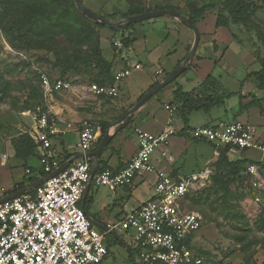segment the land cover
Segmentation results:
<instances>
[{"label": "built area", "instance_id": "1", "mask_svg": "<svg viewBox=\"0 0 264 264\" xmlns=\"http://www.w3.org/2000/svg\"><path fill=\"white\" fill-rule=\"evenodd\" d=\"M257 7L264 0H245ZM116 51L123 46L113 42ZM136 64L131 69H139ZM40 104L24 115L30 118L25 134L35 145L38 167L26 169L27 182L41 180L61 168L63 161L52 143L58 136L76 131V148L85 155L94 149L101 129L88 121L70 123L62 120L50 107L55 94L70 92L73 84L49 77L37 66ZM159 72L156 71L155 75ZM130 74L129 69L117 72L111 85L89 83L80 90L95 97L115 98L118 84ZM165 109L174 113L175 106ZM177 132L172 127L152 134L136 131L137 150L119 170L108 168L92 176V165L86 158L73 161L56 176L34 189L0 205V264H114L107 263L108 241L117 233H131L132 245L139 264H203V257L192 248L199 240L201 215L188 208L189 199L210 181L212 170L205 167L197 173L182 177L156 171L151 163L153 153L169 143ZM193 139L205 141L215 149L255 150L262 160L245 165L241 172L248 179L247 196L252 205L264 207V140L258 139L252 125L234 120L215 126L195 128L188 133ZM7 143L0 137V165L10 160ZM155 174L152 197L136 209L128 211L121 220L97 231L81 202L88 183L110 191L133 187L137 177ZM260 212V211H259Z\"/></svg>", "mask_w": 264, "mask_h": 264}, {"label": "crops", "instance_id": "2", "mask_svg": "<svg viewBox=\"0 0 264 264\" xmlns=\"http://www.w3.org/2000/svg\"><path fill=\"white\" fill-rule=\"evenodd\" d=\"M81 1L94 14L100 17L115 16L117 21L121 20L119 17L127 13L130 8L142 9L144 12L174 11L173 9L177 6L176 0H160L157 3H152L151 0ZM197 1L201 5L202 0ZM206 1V4L215 3L194 24L200 39L193 59L187 65L185 72L173 84L159 91L160 93L158 92L136 111L122 130L114 133L119 126L110 128L113 137L99 158L106 168L119 170L134 155L137 150V130L156 134L170 126L177 132L167 145L157 149L151 157V163L156 171L167 173L172 177L197 173L207 167V163L214 162L216 159L214 155L219 152V149H215L205 141L195 140L188 134L195 128L240 120L252 125L258 139L264 140V88H260L255 78L251 76L260 70V64H256V60L247 49L243 50L240 47V43L235 38V26L226 17L227 26H216L219 11L223 10L218 0ZM164 17L166 19L161 21L152 19L134 25L131 29L118 34L112 33L107 28L99 29L100 43L104 39L107 45V53H104L100 45L101 54L107 62L111 63L113 77L121 70H130V74L118 84V94H125L116 106L122 112L120 117L136 103L139 96L163 81L181 64L191 49L194 41L193 32L179 20L170 16ZM184 17L189 18V15ZM121 37L130 40V44L128 46L122 44L123 48L116 51L113 42L121 41ZM233 49H235L234 54ZM236 52L239 56L245 55L246 61L242 63L245 66V75L240 80L234 79L236 62L232 60L231 66L225 65L230 54L235 55ZM136 64L140 65V68L131 69ZM156 71L159 72L157 75H155ZM208 77H211L212 81L206 83ZM127 79H130V82L125 87L124 82ZM237 85L238 88L235 90ZM81 86L77 88L73 85L72 91L55 94L50 101L53 112L65 122L78 123L85 119L94 120L98 109L102 110L100 106L96 109L89 107L86 101H77L75 106L73 102L66 106L59 104L60 99L65 95L73 98L90 97L91 95L80 90ZM125 88L128 91L126 93H124ZM177 89L188 94L192 99L202 100L208 96L226 97L221 104L206 111L193 103L186 104L181 111L180 104L173 98V93ZM166 105L175 106V112L170 114L165 109ZM81 108H85V111H79ZM183 115H185V121ZM70 136L75 137V143L69 147L67 141ZM76 142V131L52 139L53 146L63 161L62 165L71 158L81 155L76 148ZM94 150L95 148L88 153ZM67 156L70 157L66 159ZM226 157L229 162H243L244 167L248 163L262 160L255 150H229ZM33 159L37 161V157ZM86 159L90 161L94 170L95 160ZM32 167L37 168L38 165ZM261 174L264 177V170ZM155 181V174L143 175L135 179L133 187H121L110 191L105 187L97 186L91 180L84 194L82 208L93 227L99 232H104L109 225L121 220L126 212L148 201L152 197ZM27 185L29 184L25 186ZM134 250L131 233L114 234L108 241L106 262L118 264L117 259H122L126 264H139Z\"/></svg>", "mask_w": 264, "mask_h": 264}, {"label": "rangeland", "instance_id": "3", "mask_svg": "<svg viewBox=\"0 0 264 264\" xmlns=\"http://www.w3.org/2000/svg\"><path fill=\"white\" fill-rule=\"evenodd\" d=\"M159 1L151 0L152 3ZM1 2L6 3L5 0H0V137L7 143L11 157L4 166L0 165V198L16 189L20 181L26 183L25 170L30 165H38L32 158L24 160L17 156L15 146L19 137L29 129L30 118L24 113L27 109H32L37 101L33 66L45 70L54 78L60 74L59 69L54 65L55 58L52 52L41 47L24 48L18 43L17 45L22 47L18 48L11 44L18 38L16 34L11 33L9 24L13 20H21L25 17L31 0H14L8 3L9 9L6 12L3 11ZM206 2L202 0L200 5L197 0H176L177 6L173 10L188 16L191 14L190 9H198V5L203 6ZM47 12L52 13L50 8ZM233 12L236 13V10L227 7L225 10H220L219 14L221 13L235 26V38L240 43V47L243 50L247 49L256 60V64H259L264 59V6L246 12L244 20L235 18ZM163 19L166 18H156L155 21ZM48 20L52 26L48 29L51 43H40V45L66 49L65 54L72 53L75 43L70 41L68 33L60 31L52 18L49 17ZM65 25L71 27L68 23ZM29 37L34 38L33 35ZM100 45L104 53H107L104 39ZM83 50H86V47H83ZM237 53L230 54L225 65L231 66L234 60L236 62L234 79L240 80L245 75V66L242 63L246 61L245 55L239 56ZM65 77L77 88L88 84L90 80L77 71H69ZM129 80H125V87L129 84ZM237 88L238 85L234 89ZM126 92L128 91L125 88L124 93ZM124 96L125 94L119 93L114 99H105L91 96L73 98L65 95L60 99L59 104L66 106L73 102L75 106L77 101H86V105L94 109L102 107V110L98 109L94 115L96 117L94 120L85 119V121L99 128L106 124V132L111 134L110 128L122 114L116 106ZM79 111H85V108ZM68 140L69 147L75 143L74 136H70ZM218 153L214 155L216 157L214 162L207 163V167L213 173L210 181L200 192L192 195L188 205L189 209L198 212L203 219L201 229L197 233L199 240L196 242L201 250L209 254L206 259L204 258L203 264H264V207L260 206L258 209L252 205L247 196L248 185L243 181L242 173L235 177L229 175L230 170L217 162ZM217 175H222L224 179L214 184L212 178ZM117 262L126 264L122 259H117Z\"/></svg>", "mask_w": 264, "mask_h": 264}, {"label": "trees", "instance_id": "4", "mask_svg": "<svg viewBox=\"0 0 264 264\" xmlns=\"http://www.w3.org/2000/svg\"><path fill=\"white\" fill-rule=\"evenodd\" d=\"M14 0H5V4L1 2L3 7V11L6 12L8 10V3ZM217 1V0H216ZM220 6L225 10L227 7L232 8V10H236V13L233 12L235 18H239L244 20L245 13L249 10H255L259 8L255 5L245 2V0H218ZM215 2H210L205 4L199 9H190L191 14L189 15V19L195 24L198 19H200L204 12ZM51 9V14H48L47 9ZM222 10V9H221ZM174 12H176L174 10ZM140 13H144L142 9H133L130 8L127 13L122 14L119 18L124 19L133 15H137ZM178 13V12H177ZM52 18L56 26L60 31L67 32L70 36V41L75 43V48L72 49V53L65 54L64 51L66 49L58 48V47H44L41 44L51 43L49 39V32L52 26L49 24L48 18ZM110 22H115V16H101ZM68 23L71 25H65ZM42 25H47L45 28H42ZM134 25L126 26L122 29L110 30L114 34H118L121 31L129 30ZM216 26H227L226 18L220 13L217 16ZM105 28L103 26L92 23L91 21L84 18L75 8V5L72 0H49V2H45V0H31V3L28 5V9L26 15L21 20H13L9 24V29L11 33L16 34L17 38L12 46L22 48H45V50L53 53L55 58V66L59 69V76L55 79H63L69 81L65 76L69 71H77L82 73L84 76H87L90 80L89 83H96L98 85H111L113 84V75L111 73L112 65L107 62L101 54L100 51V40H99V29ZM33 35L34 38L29 37ZM121 43L124 46H128L130 44V40L121 37ZM21 44L18 46L17 44ZM25 45V46H24ZM81 47V48H80ZM83 47H86V50H83ZM260 70L258 72L253 73L251 76L255 78L260 88H264V59L260 62ZM49 77H51L45 70H42ZM35 78V85L37 91V101L35 102L32 109H27V111H31L34 107L40 104L41 101V93L38 87V74L35 71H32ZM54 78V77H51ZM212 81L211 77H208L206 83ZM71 82V81H70ZM88 83V84H89ZM173 84V83H172ZM170 86V85H169ZM168 87V86H167ZM165 87V88H167ZM164 88V89H165ZM162 89L161 91H163ZM160 91V92H161ZM159 92V93H160ZM229 96V95H227ZM142 97L139 96L136 102ZM224 97H214L208 96L202 100L200 99H192L188 94L183 93L180 89H177L173 93V98L177 103L181 106V111L184 110L186 104L193 103L197 105L198 108L203 110H208L215 105L221 104ZM186 114V113H185ZM183 119L185 121V115H183ZM106 124L101 126V136L97 140L94 148L98 146V143L101 137L106 133ZM17 156L26 160L37 157L35 152V145L32 140L28 137L27 134H23L19 137L16 143ZM229 151L228 147L219 149L218 163L226 166L228 170H230L231 176L235 177L237 174L243 171L244 164L243 162H229L226 154ZM70 156H67L68 159ZM90 162V161H89ZM218 164V165H219ZM30 169H34V167L29 166ZM105 165L99 160L97 164V171L105 169ZM243 181L246 182L248 179L245 176H241ZM224 177L222 175H217L212 178L213 183L217 184L219 180H223ZM38 181L35 178L29 179L28 183L32 184ZM25 183L22 181L17 184L16 189L12 190V192L8 193L10 195L23 187H25ZM30 194L34 193V190L29 192ZM192 248L196 250L203 259L209 256L208 253L201 250L196 244L192 245ZM132 252V251H131ZM133 253V252H132Z\"/></svg>", "mask_w": 264, "mask_h": 264}, {"label": "water", "instance_id": "5", "mask_svg": "<svg viewBox=\"0 0 264 264\" xmlns=\"http://www.w3.org/2000/svg\"><path fill=\"white\" fill-rule=\"evenodd\" d=\"M75 8L77 9V11L87 20L91 21L94 24L103 26L109 30H116V29H122L126 26H130V25H137L152 19H156V18H160V17H164V16H170L173 17L177 20H179L180 22H182L188 29H190L193 34H194V41L193 44L191 46V49L187 55V57L185 58V60L179 64L173 71H171L165 78L163 81H161L160 83L154 85L153 87H151L148 91H146L142 97L132 106L130 107V109L128 111H126L114 124L113 126L118 125L119 128L114 132L117 133L118 131L122 130L123 127L128 123V121L130 120L131 116L138 111L143 105H145L152 97H154L159 91H161L162 89H164L165 87L169 86L170 84H172L179 76H181L186 68L187 65L190 63V61L193 59L194 54L197 50L198 44H199V32L196 28V26L193 24V22L191 21V19L184 17L183 15H181L180 13L174 12V11H149V12H144V13H140L137 15H133L121 20H118L116 22H109L106 19L94 14L93 12H91L90 10H88L82 3L81 0H72ZM113 137V134H110L108 131L101 137L98 146L96 147V149L91 152V153H86L85 155H77L73 158H71L70 160H68L64 165L61 166L60 169H58L57 171H55L54 173H52L51 175L44 177L41 180H38L32 184H29L25 187H23L22 189L10 194V195H6L4 197L0 198V205L4 204L10 200H13L14 198L20 197L24 194H27L29 191L34 190L36 187H38L39 185L43 184L45 181H47L48 179L56 176L57 174H59L61 171H63L66 167H68L73 161L79 159V158H93L95 160V168L92 171V176L95 174L96 172V168H97V164H98V160L102 154V151L105 149V147L109 144V142L111 141ZM84 200H85V196L82 199V206L84 207Z\"/></svg>", "mask_w": 264, "mask_h": 264}]
</instances>
